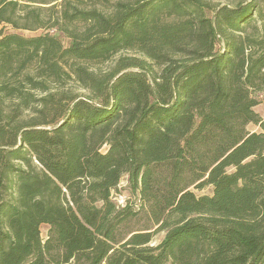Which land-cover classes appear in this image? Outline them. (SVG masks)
Here are the masks:
<instances>
[{
  "label": "trees",
  "instance_id": "1",
  "mask_svg": "<svg viewBox=\"0 0 264 264\" xmlns=\"http://www.w3.org/2000/svg\"><path fill=\"white\" fill-rule=\"evenodd\" d=\"M224 1L0 0V264H264V0Z\"/></svg>",
  "mask_w": 264,
  "mask_h": 264
},
{
  "label": "rangeland",
  "instance_id": "2",
  "mask_svg": "<svg viewBox=\"0 0 264 264\" xmlns=\"http://www.w3.org/2000/svg\"><path fill=\"white\" fill-rule=\"evenodd\" d=\"M211 1H213L215 4H219V3L223 4L225 2L224 0H211ZM7 30L9 32L17 33L25 37H33V36L40 35L43 32H46L45 29L31 31V30H23V29L15 30L11 27H7ZM49 32L53 34H57V36L63 41V43L65 45H68L69 40L65 37L63 33H57L56 30H49ZM125 56L135 57L136 55H134L133 53H127L125 54ZM107 66L108 65H104V68H107ZM255 111L260 116L264 117V98L263 97L260 98V104L255 108ZM247 129L249 132H260L261 131L260 127L255 124H249L247 126ZM105 150L106 148H104V151ZM194 191L198 195H211L213 190H212V187H207L203 190L194 189ZM112 196H113V200L120 206H124L128 202L133 204L135 207L139 205L138 196L137 194L133 193L131 189L128 187L127 178H124L122 180V182L120 183V186L118 187L117 190L113 192ZM140 217H142V215H140ZM144 223L145 221H143V219L140 218L138 222L133 223V226L136 228H141L144 225ZM41 232H42L43 238H46L49 232V226L43 225L41 227ZM164 236H165L164 232H158L154 237L153 245L160 243L163 240Z\"/></svg>",
  "mask_w": 264,
  "mask_h": 264
}]
</instances>
